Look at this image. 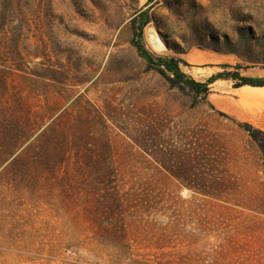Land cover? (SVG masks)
<instances>
[{"label": "rangeland", "instance_id": "1", "mask_svg": "<svg viewBox=\"0 0 264 264\" xmlns=\"http://www.w3.org/2000/svg\"><path fill=\"white\" fill-rule=\"evenodd\" d=\"M139 39L198 81L264 77V0H0V98L7 82L76 141L69 162L0 163V264H264V134L242 86L174 87Z\"/></svg>", "mask_w": 264, "mask_h": 264}, {"label": "trees", "instance_id": "2", "mask_svg": "<svg viewBox=\"0 0 264 264\" xmlns=\"http://www.w3.org/2000/svg\"><path fill=\"white\" fill-rule=\"evenodd\" d=\"M140 18L138 27V35L141 37L144 26L148 23V10L141 11L138 14ZM136 48L139 53L151 64L157 66L159 72L167 74L170 84L174 87L181 89L189 88L196 94L202 96L208 95L211 92V85L218 79L227 78L237 81L236 87L251 85V86H264V77L246 76L239 71H224L210 76L207 81L202 82L187 75L180 67V62L174 57L163 58L159 57L157 61L153 54L145 47V45L139 39L136 41ZM7 82H3L2 86L5 91L3 94L4 99L0 98V163H4L8 158L15 154L20 149L21 152L27 153L34 151V154H47L48 151L62 153L65 158L61 162H69L71 159L70 154L64 153V149H69V146L76 144L75 136L72 137L66 130H61L58 121L55 119L50 124L46 125V121L37 122L33 119L35 117V110L31 105L25 104V110L23 106H15L11 104L6 97L9 89H7ZM22 110V111H21ZM246 130L249 132L253 139H257V133L264 131L257 129L253 125L246 123ZM20 152V153H21ZM67 156V157H66ZM39 158L37 162L41 161ZM36 162V163H37ZM165 169L173 173V170L165 167ZM187 186L195 191L204 190L202 185L187 184ZM171 254L165 253V256H169L167 262L176 263L180 260H171ZM136 264H150L149 262L134 259Z\"/></svg>", "mask_w": 264, "mask_h": 264}, {"label": "crops", "instance_id": "3", "mask_svg": "<svg viewBox=\"0 0 264 264\" xmlns=\"http://www.w3.org/2000/svg\"><path fill=\"white\" fill-rule=\"evenodd\" d=\"M238 93L250 101L248 121L264 131V86L244 85ZM238 88V89H239Z\"/></svg>", "mask_w": 264, "mask_h": 264}, {"label": "water", "instance_id": "4", "mask_svg": "<svg viewBox=\"0 0 264 264\" xmlns=\"http://www.w3.org/2000/svg\"><path fill=\"white\" fill-rule=\"evenodd\" d=\"M149 38L154 47L159 51H165L167 49V47L162 42H160L157 35L153 31L149 33Z\"/></svg>", "mask_w": 264, "mask_h": 264}]
</instances>
